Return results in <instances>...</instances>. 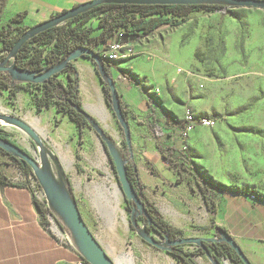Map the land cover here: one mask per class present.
Listing matches in <instances>:
<instances>
[{"label":"rangeland","instance_id":"rangeland-1","mask_svg":"<svg viewBox=\"0 0 264 264\" xmlns=\"http://www.w3.org/2000/svg\"><path fill=\"white\" fill-rule=\"evenodd\" d=\"M99 17L100 13L91 15L86 25L93 29L92 37L99 33ZM186 19L179 27L139 37L141 54L125 65L124 71L145 89L149 104L157 107L158 113L178 111L180 123L187 114L215 118L214 128H198L190 134L184 156L190 170L214 186L216 197L242 192L264 199V10L234 8ZM58 78L66 81L65 75ZM22 85L24 90L15 97L7 90L0 93V114L33 124L30 114L35 110L36 88L29 83ZM101 97L113 115L116 130L112 132L102 122L99 124L123 153L124 134L104 87ZM0 134L8 135L35 154L34 143L1 120ZM176 134H168L166 147L180 149ZM97 143L85 153L84 164L89 169L97 167L93 172L78 169L74 159L71 162L81 213L90 231L117 264H181L168 251L145 241L146 235L158 241L160 238L155 232L141 235L145 221H139L137 229H132V207L123 197L104 147ZM132 145L147 198L171 225L183 231L180 238L210 234L211 214L195 177L179 165L170 168L151 150L154 146L150 141L133 144L132 140ZM197 249L194 245L185 246L186 251L195 253L192 258L198 264H213ZM212 255L215 259L216 255ZM221 262L233 264L229 258H222Z\"/></svg>","mask_w":264,"mask_h":264},{"label":"crops","instance_id":"crops-1","mask_svg":"<svg viewBox=\"0 0 264 264\" xmlns=\"http://www.w3.org/2000/svg\"><path fill=\"white\" fill-rule=\"evenodd\" d=\"M90 1L92 0H7L1 14L0 27H8L13 18L24 14V19L12 26L16 29L24 27L30 29ZM206 13L209 12H192L188 16ZM168 27L161 26L153 34ZM129 62L112 65L110 72L113 79L115 78L117 91L129 110L128 122L133 144L146 139L154 146L151 150L157 152L156 156L161 157L158 143L161 142L166 147L168 140L166 138H169L168 134L174 130L166 125L167 117L178 120V111L167 113L162 110L158 113V108L149 104L145 89L133 76L124 71L125 65L128 66ZM74 65L78 71L80 97L84 108L98 123L102 122L114 132L113 129L116 130V127L113 115L101 97L103 85L95 66L86 58L76 60ZM34 108L35 114L33 112L30 114L34 120L33 124L25 121L40 133L44 148L54 155L53 169L56 175L69 181L71 192L81 211V200L71 175L73 169L71 162L74 159L80 170L93 172L97 167L91 166L89 169L87 167L89 165L84 164L87 159L85 153L92 150L93 146H98V141L102 146L103 144L90 127L84 128L80 143L77 124L72 122L68 115L58 113L56 106L42 112H38L35 105ZM152 125L160 131L159 138L153 135L150 129ZM171 138L173 137L170 135ZM176 143L179 144L178 141ZM21 147L28 150L24 146ZM34 150V157L39 159L36 147ZM99 154L103 159L101 150ZM150 165L152 164L149 163V167ZM0 171L4 177L0 180V264H77L79 259L77 254L62 241L61 234H56L49 227L48 221L45 223L36 207L35 199L45 208L47 206L44 200L34 193L36 181L33 175H24L19 165L2 152ZM216 202L217 212L208 211L211 214L210 221L213 223L210 234H198L194 237L212 238L216 226L224 227L252 264H264V202L253 201L248 194L242 192L218 195ZM47 211L46 217L52 214L58 228H62L60 220L51 210Z\"/></svg>","mask_w":264,"mask_h":264},{"label":"trees","instance_id":"trees-1","mask_svg":"<svg viewBox=\"0 0 264 264\" xmlns=\"http://www.w3.org/2000/svg\"><path fill=\"white\" fill-rule=\"evenodd\" d=\"M6 1L7 0H0V14L4 11ZM228 9L231 8L222 6L103 4L29 40L19 51L14 63L19 70H28L39 73L61 64L65 61L68 55L80 47L96 51L101 44H105L111 37H113L120 28L124 29L127 36L134 39L147 37L153 34L154 31L161 26L179 27L183 25L187 22V16L192 12H216ZM95 13H100L98 23L99 33L97 36L92 37L93 29L86 25L90 20V16ZM24 17V14L17 15L11 20L8 27H0V62L5 59L7 53L11 51L19 38L29 29L28 27L16 29L12 26L13 24L22 21ZM172 19H175V21ZM178 19L180 21H178ZM2 52H5L6 54L2 55ZM94 65L96 66V64ZM111 66V63L103 64L104 69L110 76H112L110 72ZM61 75H65L66 81L58 78ZM102 84L106 99L110 102L108 85L104 80L102 81ZM29 85L34 89L36 88L34 103L37 111L42 112L44 109H50L51 107L56 106L58 113L68 115L69 119L77 124L79 140L80 143H82L83 130L86 127H90V122L87 117L80 114L74 108V106L80 108L83 107L80 97L78 71L74 63H69L63 71L43 84L29 83ZM4 90L10 91L11 95L15 97L19 91L24 90V87L22 83L14 81L8 74L0 72V93ZM38 92H40V94ZM120 102L123 115L126 121H129V110L121 97ZM166 125L174 128L173 132L176 133L184 128V122L180 123L178 120L170 118L169 116L167 117ZM150 129L152 130L153 135L159 138L160 131L158 128L155 127V125H152ZM0 136L4 139H10L8 135L0 134ZM158 149L162 159L170 168H175L179 165L195 177L208 211L216 213L218 207L215 195L216 190L214 186L204 179L198 172L190 170L192 167L189 166L188 159L184 156L187 151L182 152L180 149H175V147H164L161 142L158 143ZM0 152L8 155L1 149ZM123 156L124 159L128 161L126 164L128 179L130 183H132L150 217L148 223L145 225L146 231L148 233L155 232L162 238H166L170 241L181 239L180 236L183 234V231L171 225L165 219L158 206L147 198L145 192L146 186L142 183L139 172H135V169L137 168L136 160L135 158H130V154L126 147ZM10 157L19 165L24 175L29 176L32 174L29 165H25L23 162H20L12 156ZM149 168L153 176L157 177L154 166L150 165ZM3 179L4 177L0 171V180ZM252 195L254 194H249V197ZM254 196L256 199L253 201L260 200L264 202V199L260 198L258 195ZM34 202L43 220L47 221L46 216L48 211L45 206L37 199H35ZM127 203L130 204V202ZM142 220L147 222V219L144 216L134 219L136 225L134 226L131 223L132 229L136 230L139 221ZM61 226L67 231L62 223ZM215 230L217 233L220 231L228 233L227 230L221 226H216ZM204 245L211 254L214 253L216 255L215 261L218 263H222V258H229L233 264H244L237 253L226 243L204 242ZM197 252L204 254L199 247ZM169 253L181 264H198L192 258L195 253L186 251L185 245L171 247ZM84 264L88 263L85 262Z\"/></svg>","mask_w":264,"mask_h":264},{"label":"water","instance_id":"water-1","mask_svg":"<svg viewBox=\"0 0 264 264\" xmlns=\"http://www.w3.org/2000/svg\"><path fill=\"white\" fill-rule=\"evenodd\" d=\"M128 4V5H176V6H222L231 9H260L264 10V1L262 0H92L90 2L79 5L69 11L61 13L52 19L40 23L28 29L16 42L10 52L7 53L5 59L0 62V72L8 74L14 81L20 83L43 84L55 75L63 71L69 63H74L80 58L89 59L96 64L97 73L101 77V81H105L110 91V102L113 113L120 125L124 134V143L127 148L130 158L134 159L132 135L129 122L126 121L120 102V95L117 91L115 81L112 76L104 69L103 64L108 62L103 61L102 58L89 48L80 47L73 51L61 64L39 73L32 71L19 70L14 61L21 48L31 39L37 35L62 25L68 20H71L87 11L103 5V4ZM1 18V14H0ZM74 108L82 115L87 117L90 122V128L95 131L100 141L103 144L104 150L107 153L112 167L116 173L120 190L126 202H132L134 207L131 211V223L136 225L134 219L145 216L148 223L150 217L146 211L144 204L141 202L136 193L132 183L128 179V172L126 168L127 160L124 159L123 153L114 143L110 135L105 129L94 119L84 108L74 106ZM0 119H3L14 127L19 129L26 135L36 147L39 159L34 157L28 150L21 147L11 139H4L0 137V149L15 159L29 165L32 175L39 183L46 196L47 203L52 213L58 217L62 225L69 232L74 246L81 254L82 258L88 264H117L115 260L102 247L99 240L94 236L87 226L82 213L80 211L77 200L70 189L69 181L60 175H56L53 169L54 155L48 152L40 137V133L33 128L25 120L11 116L0 114ZM138 172V167L135 169ZM59 174V173H58ZM143 233L147 234L146 229ZM141 233V232H140ZM141 233V235H143ZM145 241L154 245L158 249H163L169 252V249L174 246L194 245L203 251L213 264H222L215 261L213 255L209 252L204 242H222L228 244L240 257L244 264H252L234 238L226 232H214L212 238H181L179 240L170 241L160 236L157 239H151L147 235L144 237Z\"/></svg>","mask_w":264,"mask_h":264},{"label":"built area","instance_id":"built-area-1","mask_svg":"<svg viewBox=\"0 0 264 264\" xmlns=\"http://www.w3.org/2000/svg\"><path fill=\"white\" fill-rule=\"evenodd\" d=\"M137 39L138 38L134 39L127 36L124 29L120 28L113 35V37H111L105 44H101L95 52L102 58L103 61L111 63L112 65L128 62L141 54L140 48L137 45ZM188 75L192 76L191 73ZM183 122L184 128L176 134V138L180 144V150L182 152H186L188 150V142L192 132L198 128L212 129L216 126L215 118L206 116L195 117L191 114H187L184 117ZM34 193L36 196L44 200L47 206L46 208L50 210L44 191L37 181ZM250 198L251 200L256 199L254 195ZM47 221L49 223V227H51L56 234H61L63 239L62 241L77 254L79 258L77 264H84L86 261L82 258L81 254L74 246L69 232L63 230L62 228H58L52 214H48Z\"/></svg>","mask_w":264,"mask_h":264},{"label":"bare ground","instance_id":"bare-ground-1","mask_svg":"<svg viewBox=\"0 0 264 264\" xmlns=\"http://www.w3.org/2000/svg\"><path fill=\"white\" fill-rule=\"evenodd\" d=\"M2 122H4L6 125H11V126H13L12 124H10L9 122H7V121H5V120H3V119H0ZM141 233H143L144 231H143V229L140 231Z\"/></svg>","mask_w":264,"mask_h":264},{"label":"flooded vegetation","instance_id":"flooded-vegetation-1","mask_svg":"<svg viewBox=\"0 0 264 264\" xmlns=\"http://www.w3.org/2000/svg\"><path fill=\"white\" fill-rule=\"evenodd\" d=\"M1 137V136H0ZM131 207H132V209H133V207H134V204L132 203V202H130V204H129ZM145 217V216H144Z\"/></svg>","mask_w":264,"mask_h":264}]
</instances>
